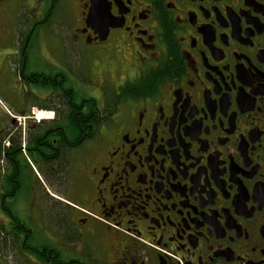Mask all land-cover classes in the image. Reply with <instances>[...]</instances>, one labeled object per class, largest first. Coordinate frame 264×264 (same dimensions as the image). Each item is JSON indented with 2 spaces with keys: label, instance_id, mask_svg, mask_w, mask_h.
Listing matches in <instances>:
<instances>
[{
  "label": "flooded vegetation",
  "instance_id": "af4514ba",
  "mask_svg": "<svg viewBox=\"0 0 264 264\" xmlns=\"http://www.w3.org/2000/svg\"><path fill=\"white\" fill-rule=\"evenodd\" d=\"M0 264H264V0H0Z\"/></svg>",
  "mask_w": 264,
  "mask_h": 264
},
{
  "label": "rangeland",
  "instance_id": "374dc122",
  "mask_svg": "<svg viewBox=\"0 0 264 264\" xmlns=\"http://www.w3.org/2000/svg\"><path fill=\"white\" fill-rule=\"evenodd\" d=\"M54 19V18H53ZM53 19L49 20L48 24L44 25L43 29L41 30L42 35L44 39L47 41L48 44H54L56 45L59 42L60 36H62V29L59 25V23L54 21ZM66 57H67V63H73L75 61L74 56H73V50L70 49V51L66 50ZM77 92H79L76 88ZM81 88V87H80ZM81 94L88 96L85 91L84 87L81 88ZM95 98V97H93Z\"/></svg>",
  "mask_w": 264,
  "mask_h": 264
},
{
  "label": "water",
  "instance_id": "95a60500",
  "mask_svg": "<svg viewBox=\"0 0 264 264\" xmlns=\"http://www.w3.org/2000/svg\"><path fill=\"white\" fill-rule=\"evenodd\" d=\"M95 6H96V3L94 1H92V6L90 8V11H89V14H88V17H87V24L89 26L92 25L93 22H95L97 19L94 17V10H95ZM103 29L106 30V26L103 27ZM101 32V31H100Z\"/></svg>",
  "mask_w": 264,
  "mask_h": 264
},
{
  "label": "trees",
  "instance_id": "16d2710c",
  "mask_svg": "<svg viewBox=\"0 0 264 264\" xmlns=\"http://www.w3.org/2000/svg\"><path fill=\"white\" fill-rule=\"evenodd\" d=\"M66 121H67L69 124H71L70 126H71L72 129H73V125H75L76 120H75V118H74V114H73V111H72L71 106H70L69 113H68V115H67V117H66ZM80 122H82V121H81V118H80ZM74 127H75V126H74ZM73 131H74V130H73ZM66 156H67V149H65V158H66Z\"/></svg>",
  "mask_w": 264,
  "mask_h": 264
}]
</instances>
